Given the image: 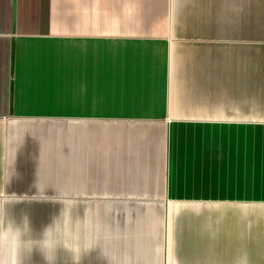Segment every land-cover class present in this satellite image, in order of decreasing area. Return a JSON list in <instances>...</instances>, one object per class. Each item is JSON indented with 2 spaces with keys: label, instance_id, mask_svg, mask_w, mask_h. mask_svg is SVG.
Returning a JSON list of instances; mask_svg holds the SVG:
<instances>
[{
  "label": "crops",
  "instance_id": "0c3cea01",
  "mask_svg": "<svg viewBox=\"0 0 264 264\" xmlns=\"http://www.w3.org/2000/svg\"><path fill=\"white\" fill-rule=\"evenodd\" d=\"M0 264H264V0H0Z\"/></svg>",
  "mask_w": 264,
  "mask_h": 264
}]
</instances>
